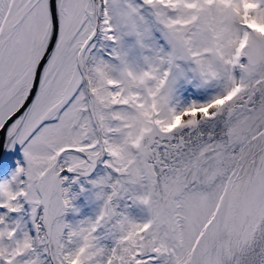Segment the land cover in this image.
I'll list each match as a JSON object with an SVG mask.
<instances>
[{
    "label": "snow or ice",
    "instance_id": "1",
    "mask_svg": "<svg viewBox=\"0 0 264 264\" xmlns=\"http://www.w3.org/2000/svg\"><path fill=\"white\" fill-rule=\"evenodd\" d=\"M0 264H264V0H0Z\"/></svg>",
    "mask_w": 264,
    "mask_h": 264
},
{
    "label": "bare ground",
    "instance_id": "2",
    "mask_svg": "<svg viewBox=\"0 0 264 264\" xmlns=\"http://www.w3.org/2000/svg\"><path fill=\"white\" fill-rule=\"evenodd\" d=\"M18 158V157H17ZM10 161L13 160V158L9 157L8 158ZM76 205L81 209V214H80V217H75L73 216L72 214H69L67 216V219L68 220H74V219H77V218H81L83 216H88V215H91L92 214V211H93V205H91L86 199L84 196H81L77 201H76Z\"/></svg>",
    "mask_w": 264,
    "mask_h": 264
}]
</instances>
